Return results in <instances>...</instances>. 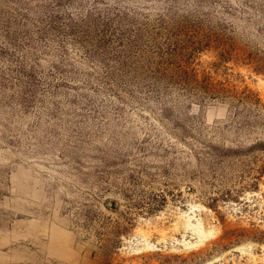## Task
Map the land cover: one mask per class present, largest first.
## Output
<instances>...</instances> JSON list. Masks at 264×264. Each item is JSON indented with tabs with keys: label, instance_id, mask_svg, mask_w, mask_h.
I'll use <instances>...</instances> for the list:
<instances>
[{
	"label": "rangeland",
	"instance_id": "rangeland-1",
	"mask_svg": "<svg viewBox=\"0 0 264 264\" xmlns=\"http://www.w3.org/2000/svg\"><path fill=\"white\" fill-rule=\"evenodd\" d=\"M0 264H264V0H0Z\"/></svg>",
	"mask_w": 264,
	"mask_h": 264
},
{
	"label": "trees",
	"instance_id": "trees-1",
	"mask_svg": "<svg viewBox=\"0 0 264 264\" xmlns=\"http://www.w3.org/2000/svg\"><path fill=\"white\" fill-rule=\"evenodd\" d=\"M124 38L125 37H122L121 39H120V41H119V46H122V44H123V42H124ZM198 49V48H197ZM162 78V82H164V84H169L170 82L171 83H180L181 85H182V87L184 86H186V84H185V82H181V81H175V80H169V79H163V77H161ZM181 79V78H180ZM156 82V81H155ZM179 84V85H180ZM167 85H165V87H166ZM218 93H215V92H212V91H210L209 93H207L206 95L208 96V97H215L216 95H217Z\"/></svg>",
	"mask_w": 264,
	"mask_h": 264
},
{
	"label": "bare ground",
	"instance_id": "bare-ground-1",
	"mask_svg": "<svg viewBox=\"0 0 264 264\" xmlns=\"http://www.w3.org/2000/svg\"><path fill=\"white\" fill-rule=\"evenodd\" d=\"M202 226V225H201Z\"/></svg>",
	"mask_w": 264,
	"mask_h": 264
}]
</instances>
